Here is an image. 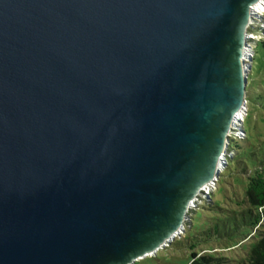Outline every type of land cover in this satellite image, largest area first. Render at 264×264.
<instances>
[{
  "label": "water",
  "instance_id": "water-1",
  "mask_svg": "<svg viewBox=\"0 0 264 264\" xmlns=\"http://www.w3.org/2000/svg\"><path fill=\"white\" fill-rule=\"evenodd\" d=\"M259 1L0 0V264H134L186 230Z\"/></svg>",
  "mask_w": 264,
  "mask_h": 264
},
{
  "label": "rangeland",
  "instance_id": "rangeland-1",
  "mask_svg": "<svg viewBox=\"0 0 264 264\" xmlns=\"http://www.w3.org/2000/svg\"><path fill=\"white\" fill-rule=\"evenodd\" d=\"M259 27L257 24L255 29L258 32H255L262 40L256 43V56L249 74L248 111L244 121L247 137L242 140L243 151L249 153L250 156L255 153L257 156L264 154V30ZM232 148L229 154L238 155L236 143H233ZM239 160H241L240 156ZM245 161L252 163L251 160L249 162L245 159ZM231 165L234 172L224 171L209 194L199 195L190 209V220L186 223V230L154 256H147L134 264H189L193 253H197L198 256L205 254L223 256L230 259L229 262L246 256L256 241L254 238L256 230L252 234L234 239L199 238L197 247L192 249V243L196 242L194 238L200 236L197 232L210 228L216 218L226 213L233 214L234 211H241L247 207L245 202L247 174L244 173L243 165L238 168L235 161H231Z\"/></svg>",
  "mask_w": 264,
  "mask_h": 264
},
{
  "label": "trees",
  "instance_id": "trees-1",
  "mask_svg": "<svg viewBox=\"0 0 264 264\" xmlns=\"http://www.w3.org/2000/svg\"><path fill=\"white\" fill-rule=\"evenodd\" d=\"M242 140L232 139L231 148L233 143H236L238 155H230L228 157L224 171L229 170L230 172H234L231 161H235L238 164V168L240 165H243L244 173L247 174L248 179L245 201L247 207L241 211H234L233 214L226 213L224 216L216 218L214 223L210 225V228L197 232L198 234L200 233V236L194 238L196 242L192 243V249L197 247L199 238L204 237L208 240H212L213 238L234 239L239 236L252 234L254 230H256L254 235L256 241L246 253V256L239 260L229 262L228 260L230 259L223 256H216L214 254L198 256L197 253H193L189 264H264V154L257 156L255 153L252 154L253 156H250L249 153L243 151ZM239 156L241 160H239ZM244 158L249 162L251 160L252 163L246 162Z\"/></svg>",
  "mask_w": 264,
  "mask_h": 264
},
{
  "label": "built area",
  "instance_id": "built-area-1",
  "mask_svg": "<svg viewBox=\"0 0 264 264\" xmlns=\"http://www.w3.org/2000/svg\"><path fill=\"white\" fill-rule=\"evenodd\" d=\"M264 2V0H262ZM255 9V7H254ZM256 13L258 15H261L264 17V10H256ZM262 20H259V19H254L252 21V23L249 25L248 27V37H249V42H248V48H247V51H248V54L249 56L251 57L252 59V63H253V59H254V56L256 54V43L260 40L258 37H257V33L258 32L255 27L257 24H259V28H261L262 30H264V21L261 22ZM263 25V26H262ZM256 31V32H255ZM246 61H249L248 58H246ZM247 111H248V101H247V106L245 107V112H246V115H247ZM238 117H239V120H241V122H236L235 126H233L231 132H230V135H231V140H230V143H229V147L227 148V153L225 155V161L228 162V157L230 156L229 154V151L231 149V142H232V139H243V138H246L247 137V132L245 130V127H244V121H245V118H242L241 117V112L238 114ZM224 171V168L221 169V173H223ZM218 180L212 182L211 184H209L208 186L205 187V192L207 194H209L211 188L214 187V185H216V182Z\"/></svg>",
  "mask_w": 264,
  "mask_h": 264
},
{
  "label": "bare ground",
  "instance_id": "bare-ground-1",
  "mask_svg": "<svg viewBox=\"0 0 264 264\" xmlns=\"http://www.w3.org/2000/svg\"><path fill=\"white\" fill-rule=\"evenodd\" d=\"M254 7H255V9L256 10H259V11H261V10H264V2L261 0V1H259V2H257L255 5H254ZM256 20V19H255ZM245 116H246V112H245V110H242L241 111V117L242 118H245ZM177 237H179V236H177ZM155 254L154 253H150L148 256H154Z\"/></svg>",
  "mask_w": 264,
  "mask_h": 264
}]
</instances>
